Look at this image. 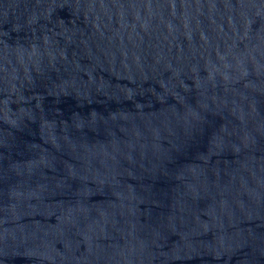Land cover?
Here are the masks:
<instances>
[{
  "label": "water",
  "instance_id": "water-1",
  "mask_svg": "<svg viewBox=\"0 0 264 264\" xmlns=\"http://www.w3.org/2000/svg\"><path fill=\"white\" fill-rule=\"evenodd\" d=\"M0 264H264V0H0Z\"/></svg>",
  "mask_w": 264,
  "mask_h": 264
}]
</instances>
